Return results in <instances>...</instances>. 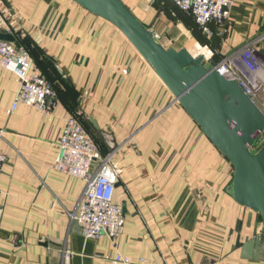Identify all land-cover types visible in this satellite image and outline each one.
Listing matches in <instances>:
<instances>
[{"label":"crops","instance_id":"0c3cea01","mask_svg":"<svg viewBox=\"0 0 264 264\" xmlns=\"http://www.w3.org/2000/svg\"><path fill=\"white\" fill-rule=\"evenodd\" d=\"M130 1L163 45L165 37L214 63L250 43L264 54V0H232L224 24H209L211 35L170 0ZM0 11L29 53L30 71L55 91L47 111L13 107L21 81L0 63V264H66L64 251L68 264H117L116 255L147 264H264L240 255L261 235L262 220L230 195V163L115 27L73 0H0ZM69 118L118 172L113 199L124 228L114 239L85 238L70 220L84 181L54 168ZM93 121L112 134L114 150Z\"/></svg>","mask_w":264,"mask_h":264},{"label":"water","instance_id":"95a60500","mask_svg":"<svg viewBox=\"0 0 264 264\" xmlns=\"http://www.w3.org/2000/svg\"><path fill=\"white\" fill-rule=\"evenodd\" d=\"M115 27L170 91L232 167L228 191L240 205L258 213L261 235L241 246L242 258L264 260V112L240 84L227 78L213 61L186 48L163 45L124 0H73ZM0 40L15 43L11 33ZM95 128L110 150L111 133Z\"/></svg>","mask_w":264,"mask_h":264},{"label":"built area","instance_id":"2783aa9c","mask_svg":"<svg viewBox=\"0 0 264 264\" xmlns=\"http://www.w3.org/2000/svg\"><path fill=\"white\" fill-rule=\"evenodd\" d=\"M180 10L190 14L206 35H211L209 24L223 25L228 19L232 0H170ZM0 31L11 33L7 17L0 11ZM0 63L20 78L16 103L47 111L54 105L55 91L43 77L32 73V59L25 48L0 40ZM218 71L235 79L251 99L264 112V54L253 43L227 55L215 63ZM59 152L54 168L84 181V187L70 220L81 229L85 238L96 239L101 235L114 239L124 228V213L115 203L113 193L118 172L110 164L111 154L103 155L95 141L75 118H69L59 139ZM5 155L0 152V171ZM3 207L0 205V223ZM69 251H64L68 264ZM117 264H147L134 262L128 257L116 255Z\"/></svg>","mask_w":264,"mask_h":264},{"label":"rangeland","instance_id":"374dc122","mask_svg":"<svg viewBox=\"0 0 264 264\" xmlns=\"http://www.w3.org/2000/svg\"><path fill=\"white\" fill-rule=\"evenodd\" d=\"M125 1H126L130 6H132L135 10H137L135 4H134L132 1H130V0H125ZM145 8H147V7H145ZM145 22H148V24H149V23H150V20H149L148 18H145ZM157 38H159V37H157ZM159 40H160V39H159ZM161 41L164 42V44H165L166 46L169 45L167 38L162 37Z\"/></svg>","mask_w":264,"mask_h":264},{"label":"trees","instance_id":"16d2710c","mask_svg":"<svg viewBox=\"0 0 264 264\" xmlns=\"http://www.w3.org/2000/svg\"><path fill=\"white\" fill-rule=\"evenodd\" d=\"M262 140L264 141V135H263V137H262Z\"/></svg>","mask_w":264,"mask_h":264},{"label":"bare ground","instance_id":"6f19581e","mask_svg":"<svg viewBox=\"0 0 264 264\" xmlns=\"http://www.w3.org/2000/svg\"><path fill=\"white\" fill-rule=\"evenodd\" d=\"M194 51V50H193Z\"/></svg>","mask_w":264,"mask_h":264}]
</instances>
